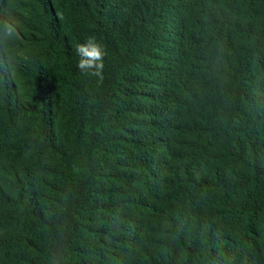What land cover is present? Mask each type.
<instances>
[{
    "label": "trees",
    "instance_id": "16d2710c",
    "mask_svg": "<svg viewBox=\"0 0 264 264\" xmlns=\"http://www.w3.org/2000/svg\"><path fill=\"white\" fill-rule=\"evenodd\" d=\"M0 264H264V0H0ZM95 37L104 79L77 68Z\"/></svg>",
    "mask_w": 264,
    "mask_h": 264
},
{
    "label": "clouds",
    "instance_id": "9594fccd",
    "mask_svg": "<svg viewBox=\"0 0 264 264\" xmlns=\"http://www.w3.org/2000/svg\"><path fill=\"white\" fill-rule=\"evenodd\" d=\"M16 35V28L7 19L0 20V41L7 42ZM79 59L77 68L82 74L104 79V57L107 52L104 45L95 37H90L84 43H80L75 49Z\"/></svg>",
    "mask_w": 264,
    "mask_h": 264
}]
</instances>
